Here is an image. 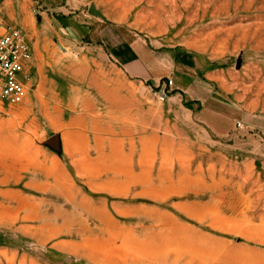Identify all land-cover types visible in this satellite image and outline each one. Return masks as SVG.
Listing matches in <instances>:
<instances>
[{
  "label": "rangeland",
  "instance_id": "obj_1",
  "mask_svg": "<svg viewBox=\"0 0 264 264\" xmlns=\"http://www.w3.org/2000/svg\"><path fill=\"white\" fill-rule=\"evenodd\" d=\"M30 50L0 99V264H264V0H0ZM118 28L131 76L93 40ZM170 80V84H169Z\"/></svg>",
  "mask_w": 264,
  "mask_h": 264
},
{
  "label": "crops",
  "instance_id": "obj_2",
  "mask_svg": "<svg viewBox=\"0 0 264 264\" xmlns=\"http://www.w3.org/2000/svg\"><path fill=\"white\" fill-rule=\"evenodd\" d=\"M93 40L104 46L110 56L128 74L141 79L152 80L157 84L160 83L161 78L169 74L174 76V72L179 73L189 67L186 58L180 55L178 51L168 55L171 69L160 66V61H150L139 51V47L129 41L115 26L104 25L93 35Z\"/></svg>",
  "mask_w": 264,
  "mask_h": 264
},
{
  "label": "built area",
  "instance_id": "obj_3",
  "mask_svg": "<svg viewBox=\"0 0 264 264\" xmlns=\"http://www.w3.org/2000/svg\"><path fill=\"white\" fill-rule=\"evenodd\" d=\"M30 57L28 44L20 29L1 27L0 16V99L8 104H17L26 95Z\"/></svg>",
  "mask_w": 264,
  "mask_h": 264
}]
</instances>
